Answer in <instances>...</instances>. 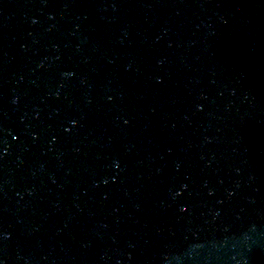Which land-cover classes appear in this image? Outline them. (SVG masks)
<instances>
[{
  "label": "water",
  "instance_id": "obj_1",
  "mask_svg": "<svg viewBox=\"0 0 264 264\" xmlns=\"http://www.w3.org/2000/svg\"><path fill=\"white\" fill-rule=\"evenodd\" d=\"M0 264H264V0H0Z\"/></svg>",
  "mask_w": 264,
  "mask_h": 264
}]
</instances>
